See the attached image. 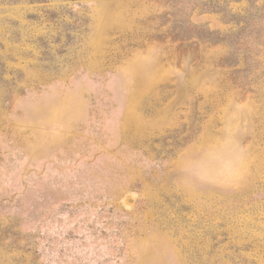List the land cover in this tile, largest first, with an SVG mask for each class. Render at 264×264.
I'll list each match as a JSON object with an SVG mask.
<instances>
[{
  "label": "rangeland",
  "instance_id": "obj_1",
  "mask_svg": "<svg viewBox=\"0 0 264 264\" xmlns=\"http://www.w3.org/2000/svg\"><path fill=\"white\" fill-rule=\"evenodd\" d=\"M0 264H264V0H0Z\"/></svg>",
  "mask_w": 264,
  "mask_h": 264
},
{
  "label": "bare ground",
  "instance_id": "obj_2",
  "mask_svg": "<svg viewBox=\"0 0 264 264\" xmlns=\"http://www.w3.org/2000/svg\"><path fill=\"white\" fill-rule=\"evenodd\" d=\"M133 200V199H132ZM129 202V201H128Z\"/></svg>",
  "mask_w": 264,
  "mask_h": 264
}]
</instances>
